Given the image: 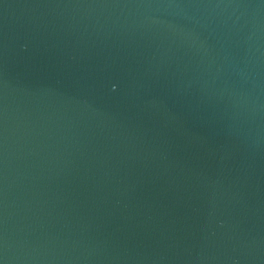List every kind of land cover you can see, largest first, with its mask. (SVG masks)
Segmentation results:
<instances>
[{
  "label": "water",
  "instance_id": "1",
  "mask_svg": "<svg viewBox=\"0 0 264 264\" xmlns=\"http://www.w3.org/2000/svg\"><path fill=\"white\" fill-rule=\"evenodd\" d=\"M0 264H264V0H0Z\"/></svg>",
  "mask_w": 264,
  "mask_h": 264
}]
</instances>
